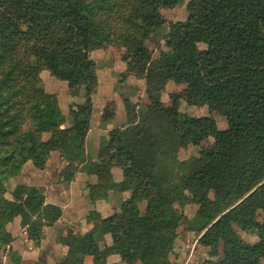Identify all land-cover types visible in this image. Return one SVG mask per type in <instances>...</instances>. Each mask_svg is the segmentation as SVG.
Here are the masks:
<instances>
[{
    "label": "trees",
    "instance_id": "16d2710c",
    "mask_svg": "<svg viewBox=\"0 0 264 264\" xmlns=\"http://www.w3.org/2000/svg\"><path fill=\"white\" fill-rule=\"evenodd\" d=\"M177 1L0 0V249L11 251L6 225L14 218L39 246L44 228L61 217V207L47 203L39 187L18 184L11 199L4 197L18 162L30 160L42 169L57 149L65 161L62 181L79 172L95 177L85 186L90 203L116 191L111 167L117 157L125 162L122 184L129 191L119 212L102 217L91 209L86 220H98L96 225L59 238L67 250L58 264H84L86 257L90 264H107L111 254L124 264H171L184 219L175 205H183L188 195L198 209L187 229L200 232L198 244L215 256L201 264H259L264 258V224L257 218L264 211V0H189L181 30L174 26L169 32L173 55L162 53L152 62L144 44L147 31L162 19L160 9ZM18 40L32 56L29 74L23 72ZM112 42L131 50L138 61L146 102L126 106L125 122L108 131L92 158L85 150L95 87L89 53ZM199 43L207 49L200 51ZM32 44L40 48L31 50ZM41 70L84 87V103L70 104L68 126L61 127L66 117L41 85ZM168 81L185 84L199 105L224 115L227 126L218 128L210 115L180 112L177 93L162 107ZM250 113L252 132L247 130ZM209 136L217 138V151L200 149L178 160L179 149ZM142 201L146 213L139 209ZM251 229L257 239L247 243L238 230ZM106 234L110 244L99 247Z\"/></svg>",
    "mask_w": 264,
    "mask_h": 264
},
{
    "label": "rangeland",
    "instance_id": "374dc122",
    "mask_svg": "<svg viewBox=\"0 0 264 264\" xmlns=\"http://www.w3.org/2000/svg\"><path fill=\"white\" fill-rule=\"evenodd\" d=\"M188 2L189 0H178L174 6L160 9L162 19L147 31V37L144 42L146 50L149 53L152 62H157L159 56L162 53L166 54L167 56L173 55L174 50H173V45L171 44L169 39V32L171 28H173L174 26L178 30H181L182 25L187 18ZM16 47L18 53L22 57V63H23L22 68L24 70L23 72L25 74H29L30 73L29 66L32 56L26 51L24 43L21 40L17 41ZM107 47H111V49L113 50V54L115 55V58H120L122 62L127 64L126 69L120 74H118L116 80V84H117L116 89L118 87V89L120 90V92H118L119 95L118 98L120 100V104L123 106L122 110L124 112L123 114L125 115L126 108H124L125 106L124 104L127 98L130 99L132 97V100H130L131 104L143 106V104L146 102V97L144 94V87H145L144 80L139 77L138 73H136L138 70L137 68L139 63L137 60L134 59L131 50L122 47L118 42H112L103 48H99L95 50H101V49L104 50ZM30 48L31 50H33L40 48V46L37 44H32ZM198 49L200 51H205L207 49V46L203 43H199ZM236 52H237V46H233L231 49V53L235 54ZM42 71L48 72L47 70H41L40 73ZM40 73H39V78L43 88L51 89L49 88L46 82H43V80L40 77ZM48 74L50 75L49 72ZM128 75L133 76L132 78L134 80V83H130L128 81ZM50 76L54 80L60 82H66L67 84V91L69 95L72 97L73 101L68 104L67 113L65 117L66 120L70 119L69 121L71 123L72 117L70 115L71 112L70 104L74 103L75 105L74 108H76L77 105H81L84 103L85 100L84 87L83 85L78 86L75 82H73L70 86L67 81L56 79L52 75ZM94 79L97 80L96 68L94 69ZM137 79H139V83H135V80ZM46 91L51 95H53L55 99H57L56 94L54 92L50 90H46ZM172 93H177L178 95L180 112L193 116L210 115L215 119L216 126L218 128L221 129L227 126V119L225 118V116L220 114L216 110L209 111L206 105H199L197 103L194 94L186 89L185 84L168 81L162 91L160 98V105L162 107H167L171 104L170 94ZM91 103H92V109H94V115H95L94 118L97 119L99 116L100 122L110 123L112 125H120L119 123L125 122L126 119L121 118L123 114L120 115L119 113H117L116 105L114 101L109 100L107 101L104 107H98L93 104V100L91 96ZM105 110H111L112 116L103 117L102 115ZM89 123L90 120L88 119V125ZM253 126H254V115L250 113L248 115V126H247L248 132H252ZM49 134L50 131H47L43 133L42 137L45 139L46 137L49 136ZM105 142H106V138H102L100 140L99 147L103 145ZM208 148L217 151L218 143H217V138L215 136L207 137L198 145H188L186 148L179 149L177 158L178 160H185L192 156L197 155L200 149H208ZM87 149L89 154L92 155V153L90 152H93L94 156H96L97 151L95 153L92 147H87ZM55 160L56 159L50 161L47 166L45 163L44 168H42L44 170L43 172H48L49 174L54 173L56 174L57 179L54 177V174L52 176L53 179H56V181H58L59 183L67 184L68 181H62L60 174L62 168L65 166V161H63V165L57 167V163H55ZM120 165H122L120 161L115 165L114 162L112 163V167L114 166L120 167ZM35 170H40V169L36 168L30 160H21L20 162H18L16 173L13 176L9 177L5 182L4 197L7 199H11L12 198L11 192L18 184H24L25 186L36 187V185H27L24 182L26 176L30 177L31 176L30 172L31 171L35 172ZM116 172H119L118 177L120 180L116 182V186H117L116 191L112 190L109 194H121L124 193L125 191H128V189L125 187L126 183L122 184L123 180L124 182H126L125 180L127 179L123 177L121 168H119V170L116 169L115 173ZM82 176H88V178H92V176L86 175L84 173H82V175H79V178H81ZM112 179H113V175H112ZM76 186L79 189H82V185L80 182L76 183ZM39 188L42 189V187ZM83 194H84L83 197H85L88 200V197L85 194L84 190H83ZM210 197L214 199L213 193L210 194ZM222 198H223L222 194L216 196L217 201H221ZM145 202L146 201H142L139 204V209L142 213L147 212V207L145 206ZM197 209H198V204L190 195L186 197V200L184 201L183 205L181 206L175 205L176 212L184 216V219L180 222L177 228V235L173 245V249L169 254V259L171 261V264H201L205 259H213L215 257L212 251L198 244L197 239L200 236V232L187 229L186 222L187 220L192 219L194 217ZM119 210L120 209L113 211L119 212ZM257 218L261 223L264 224V211L259 210ZM85 219L79 221L78 219L75 218L71 223L65 224V226L63 224L62 225L60 224L53 229L44 230L43 239L41 240L39 246L34 245L30 240H28L24 228H22L21 226L18 227V225H16V228H12V230L10 231L8 230V224H7L6 229L10 232L13 240L10 243V247H11L10 252L8 251L9 247H4L0 249V264H58L65 256L67 250V248L64 245L59 243V238L65 235L67 232L82 233L81 227L86 223ZM251 232L255 233L256 237L255 238L253 237L251 238V240H249ZM238 233L240 236L241 234H246V238H242V237L241 238L247 243H253L257 239V233L254 229H251L249 231L238 230ZM106 235L109 236V234ZM104 241H105L104 239L99 241L98 243L99 247L103 246V244L105 243ZM263 262H264V258L260 261L259 264H262ZM84 264H88V262L84 261ZM110 264H121V263L111 262Z\"/></svg>",
    "mask_w": 264,
    "mask_h": 264
},
{
    "label": "crops",
    "instance_id": "0c3cea01",
    "mask_svg": "<svg viewBox=\"0 0 264 264\" xmlns=\"http://www.w3.org/2000/svg\"><path fill=\"white\" fill-rule=\"evenodd\" d=\"M90 58L94 61L96 68V74H97V80H95V87L94 91L92 93V100L93 104L98 107H104L107 103V101H114L116 105V111L120 115L123 114L122 105L120 104V100L118 98V92L120 90L116 89V80L118 74L123 72L126 69V63L122 62L120 58H115V55L113 54V50L111 47H107L104 50H92L89 53ZM40 77L43 80V82H46L51 89H46L54 92L56 94V100L58 102V105L62 111V113L66 116L67 113V106L70 102L73 101L72 97L69 95L67 91V84L66 82H60L57 80H54L51 78V76L48 74V72H41ZM132 75H128V81L130 83H134V80L132 78ZM138 80V81H137ZM135 80V83H139V79ZM45 87V86H44ZM132 97L129 99L127 98L125 101V106L131 104ZM124 106V108H126ZM94 108V107H93ZM118 115V114H117ZM94 109H92V113L90 115V123L89 128L85 137V149L88 150L87 147H92L94 152L96 153L97 149L100 145V140L102 138L107 139V133L109 130L116 126H120L123 123H119L120 125H112L110 123H102L100 122V117L98 116L97 119L94 118ZM122 119L125 118V115L123 114ZM70 119L66 120L64 124L61 127L68 126L70 124ZM106 136V137H104ZM47 138V137H46ZM88 155L92 158H95L93 152ZM53 159L55 160V163H57V167L60 165H63V160L60 157V152L55 149L52 150L49 154L48 159L46 160V166L50 161ZM122 163L120 167L114 166L112 167V175L114 183H116L119 179L118 175L119 172H116V169L119 170V168L123 167V160L119 157L117 159H114V165L116 163ZM118 165V164H117ZM43 169L35 170V172H30L31 176L24 179V182L27 185H36V187H42L44 190L45 200L47 203L56 204L61 207L62 209V215L61 217L52 225L49 227H45L46 229H53L57 227L58 225H64L67 223H71L73 219H78L79 221L82 219H85V216L87 215L88 211L91 209L96 210L100 216L104 217L111 213H114L113 210L120 209L121 203L125 201L129 197V191H125L121 194H109V196L105 199H99L96 200L94 203H90L89 200H87L83 194V190L86 192V184L87 182H94L95 177L92 175V178H88V176H82L79 178V175H82V172H79L75 175L74 179L67 184L65 183H59L56 181L57 176L54 173L49 174L48 172H43ZM53 174L56 179H53ZM86 174V173H84ZM116 174V175H115ZM87 175V174H86ZM79 180V181H78ZM80 182L82 185V189H79L76 186V183ZM115 191V190H114ZM114 193V192H112ZM78 217H77V215ZM86 220V219H85ZM98 220H91L87 221L84 225H82V233L87 231L92 226L96 225ZM16 225L20 227V218L16 217L12 220V222L8 223V230H12V228H16ZM250 239L255 238V233H250ZM242 238H246V234H241ZM104 242L105 244H110L111 238L110 235L104 236ZM255 242V241H254ZM38 248V247H37ZM65 251V250H64ZM65 254V252H64ZM63 254V255H64ZM85 262H88V264L91 263V257H86ZM111 262H117L121 263L120 258L116 254H111L108 257H106V263L110 264ZM264 264V262L262 263Z\"/></svg>",
    "mask_w": 264,
    "mask_h": 264
}]
</instances>
